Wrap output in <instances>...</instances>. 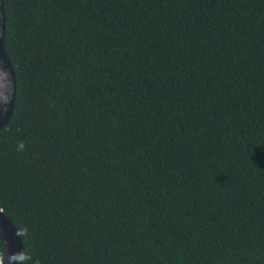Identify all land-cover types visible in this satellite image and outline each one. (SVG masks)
<instances>
[{"label":"trees","instance_id":"16d2710c","mask_svg":"<svg viewBox=\"0 0 264 264\" xmlns=\"http://www.w3.org/2000/svg\"><path fill=\"white\" fill-rule=\"evenodd\" d=\"M2 1L0 209L24 252L264 264V0Z\"/></svg>","mask_w":264,"mask_h":264},{"label":"water","instance_id":"95a60500","mask_svg":"<svg viewBox=\"0 0 264 264\" xmlns=\"http://www.w3.org/2000/svg\"><path fill=\"white\" fill-rule=\"evenodd\" d=\"M5 14L3 1L0 0V131L7 125L14 107L16 81L14 69L3 44ZM17 228L0 209V239L7 253L24 251L23 242L17 235Z\"/></svg>","mask_w":264,"mask_h":264},{"label":"clouds","instance_id":"9594fccd","mask_svg":"<svg viewBox=\"0 0 264 264\" xmlns=\"http://www.w3.org/2000/svg\"><path fill=\"white\" fill-rule=\"evenodd\" d=\"M25 149V143L20 141L17 144V151H23ZM17 235L25 237L27 235V229L18 230ZM40 264V260H33L32 256L24 251L15 252L9 255L6 247L0 250V264Z\"/></svg>","mask_w":264,"mask_h":264}]
</instances>
